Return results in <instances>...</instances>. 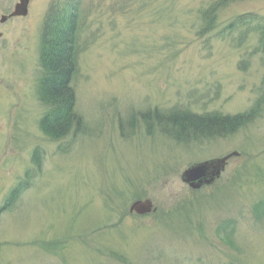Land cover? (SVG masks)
<instances>
[{
  "label": "rangeland",
  "instance_id": "374dc122",
  "mask_svg": "<svg viewBox=\"0 0 264 264\" xmlns=\"http://www.w3.org/2000/svg\"><path fill=\"white\" fill-rule=\"evenodd\" d=\"M18 1L0 0V14ZM51 1L31 0L27 16L0 22V210L33 168L32 151L45 153L30 187L0 211V264H264V212L255 207L264 199V115L202 143L127 125L131 114L154 107L248 109L260 96L264 54L241 59L257 37L237 49L215 33L199 37L197 9L211 0H160L167 7L160 15L153 7L133 14L136 3L124 13L117 7L130 1L106 0L107 23L73 82L85 131L57 142L40 128L37 89ZM246 12L264 15V0L235 2L220 13L219 27ZM232 151L240 155L211 186L183 182L190 164ZM138 196L157 211L130 213ZM223 221L231 222L229 242L218 235Z\"/></svg>",
  "mask_w": 264,
  "mask_h": 264
},
{
  "label": "trees",
  "instance_id": "16d2710c",
  "mask_svg": "<svg viewBox=\"0 0 264 264\" xmlns=\"http://www.w3.org/2000/svg\"><path fill=\"white\" fill-rule=\"evenodd\" d=\"M120 1L122 0H117L116 5ZM123 1H130L128 4L118 5L117 10L120 9L124 13L131 12L135 3L139 5L133 14L144 13L153 7L154 14L160 15L167 8L160 6V4L165 5L160 0ZM238 1L245 0H211L201 4L197 9L200 19L197 34L204 38L215 33L216 38L229 40L236 49L256 36L257 44L254 52L243 54L241 59V64H247L255 54H264V15L258 12L235 15V18L220 28V13ZM106 2V0L87 2L86 0H52L45 13L39 56L42 73L37 85L38 99L44 106L45 112L39 121L42 132L54 141L59 142L71 135L77 137L85 131L86 122L77 109L78 98L73 82L80 68L82 54L97 41L100 35L98 30L104 28L107 23L105 18L110 12V5ZM140 7L141 12H139ZM262 79L260 96L248 109L239 113H225L220 110L195 112L180 105L168 109L154 107L138 113V116L131 114L127 125L135 130L136 122L139 121L148 135L154 136L158 131L183 144L228 137L264 115V77ZM124 124V121L119 123L123 137L128 135L125 134ZM60 147L63 149V146ZM32 153L35 170L31 167L26 170L24 178L19 180L9 192L1 210L8 209L11 204L17 202L22 192L30 187L36 174L42 169L45 154L42 147H36ZM140 196L138 197L141 198ZM255 207L257 213L262 215L264 199ZM230 225V221H223L217 229L219 237L228 242L230 240L225 238L224 233Z\"/></svg>",
  "mask_w": 264,
  "mask_h": 264
},
{
  "label": "water",
  "instance_id": "95a60500",
  "mask_svg": "<svg viewBox=\"0 0 264 264\" xmlns=\"http://www.w3.org/2000/svg\"><path fill=\"white\" fill-rule=\"evenodd\" d=\"M31 0H19L15 5V9L9 15L0 14V22H6L12 17L27 16L29 12ZM238 151H232L226 156L220 158H210V160L199 161L189 165L185 169L181 178L189 188L194 190H201L203 187L211 186V184L221 179L222 174L226 171L227 165L234 156H239ZM157 206L150 198H140L130 205L129 212L140 215H148V213H155Z\"/></svg>",
  "mask_w": 264,
  "mask_h": 264
},
{
  "label": "bare ground",
  "instance_id": "6f19581e",
  "mask_svg": "<svg viewBox=\"0 0 264 264\" xmlns=\"http://www.w3.org/2000/svg\"><path fill=\"white\" fill-rule=\"evenodd\" d=\"M66 150H67V149H66ZM44 157H45V154H44ZM44 157H43V159H44ZM137 199H138V198H137ZM137 199H136V200H137ZM134 201H135V200H134ZM132 203H133V201H132Z\"/></svg>",
  "mask_w": 264,
  "mask_h": 264
}]
</instances>
